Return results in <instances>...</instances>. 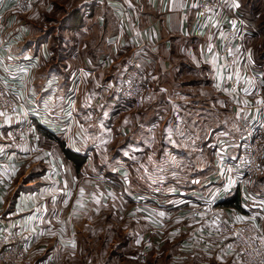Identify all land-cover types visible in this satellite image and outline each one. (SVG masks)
Masks as SVG:
<instances>
[{
    "label": "crops",
    "instance_id": "1",
    "mask_svg": "<svg viewBox=\"0 0 264 264\" xmlns=\"http://www.w3.org/2000/svg\"><path fill=\"white\" fill-rule=\"evenodd\" d=\"M194 2L36 0L26 10L13 12L10 9L13 0H0V79L10 88L13 83L20 88L16 77H7L6 72L12 73L13 66L25 65L26 79L32 76L27 88L32 86L38 90L27 98L16 93L19 111L24 101L31 111V119L35 121V115H41L43 130L38 136L47 142L46 146L39 145L36 129L34 138L28 141H11L13 129L24 119L0 114V129L4 130H0V148H9V159L16 162L15 173L22 170L29 173L36 167L41 168V173L33 176V185L11 202L6 197L7 185L0 180V226L26 231L31 259L37 264L46 263V258L56 253L81 248L77 244L74 217H90L98 211L82 208L87 206L92 193L83 195L74 191L76 187L82 191L79 185L85 181L90 184V181L74 180L70 163L65 165L60 152L51 148L53 142L42 134L49 131L57 135L63 130L64 118L57 113L56 107L68 100L75 104L95 105L97 84L119 78L132 59L138 60L143 75L153 86L143 107L136 110L138 116L133 117L137 119L140 138L138 151L143 153L145 168H153L157 174L161 169L169 170V186L164 183L166 176L162 178L156 174L154 179L158 211L177 213L175 220L170 221L171 225L179 222V218L193 216L195 220L200 216L201 210L192 212L198 203L202 208L212 204L221 208L227 219L264 216V184L252 181L244 185L240 183L238 172L224 170L225 162L239 150L235 145L240 147L242 123L248 117L243 111L248 110L234 104L229 107L233 100L217 49L220 33L236 25L237 18L246 27L239 10L241 5L239 0H228L219 20L203 25ZM54 3L67 10L73 9L75 14L71 18H43L44 12ZM249 36L246 35L245 42ZM55 41L56 44L51 46ZM236 55V69L249 79V89L256 87L262 95L264 78L248 48L245 46V50ZM81 89L84 94H80ZM101 92L104 95L105 91ZM253 96L252 91L248 92V97ZM128 106L124 110L128 114L124 117L127 124L134 110ZM256 113L257 108L251 110L250 118ZM79 120L82 122V118ZM80 128L83 133L77 131L76 142L82 147L92 141L96 130L91 125L87 128L80 124ZM5 134L10 139L6 136L2 143ZM201 135L204 147L199 149L194 141ZM69 149L82 152V148L72 146ZM178 170H184L185 175L177 174ZM65 172L69 176H64ZM258 180H264V176ZM64 189L69 191L65 193ZM142 190L143 199H147L146 190ZM73 193L81 199L78 210L66 208V201L72 199ZM235 193L238 195L236 205L233 202L223 205ZM164 194L172 197L171 202H161ZM192 225L194 222H189L179 229L192 233L195 231ZM202 228L201 233L210 231L214 238L221 240L211 222ZM199 247V254L184 257L186 264L236 263V255L220 241ZM198 256L202 257L199 259ZM59 261L68 264L65 255Z\"/></svg>",
    "mask_w": 264,
    "mask_h": 264
},
{
    "label": "rangeland",
    "instance_id": "2",
    "mask_svg": "<svg viewBox=\"0 0 264 264\" xmlns=\"http://www.w3.org/2000/svg\"><path fill=\"white\" fill-rule=\"evenodd\" d=\"M239 3L241 5L240 13L246 21L247 35H250L246 39L245 46L252 55L251 58L260 68V73L264 78V0H239ZM10 9L13 12L19 10L14 2ZM18 13L28 14L27 12ZM74 14L73 9L67 10V8L54 3L50 10L44 12L43 18H71ZM55 44L56 41L52 42L51 46ZM5 67L8 68L7 65ZM11 71L12 73L6 72L7 77H16L15 81L20 82V88H16L14 83L11 84L12 88L9 89L13 94L19 93L22 98H27L32 92L35 93L38 90L33 89L32 86L27 88L32 76L29 80L26 79L27 70L24 64L13 66ZM113 81L97 84L95 105L75 104L68 100L66 104H61L59 108L56 107L57 113L64 118L63 130L59 131L57 135L49 131H46L45 134L41 133L53 142L51 148L59 151L61 155L60 144H63L65 148L67 146L69 148L72 146L82 148V152L79 154L85 156V162L80 169L75 170L74 166L63 158L65 165L70 163L72 170L68 169L71 170L70 174L74 180L90 181V184L85 181L81 186L79 185L82 191L77 187L74 191V193L76 191L82 192L83 195L92 193V198L86 202L87 206H82V208L98 210L96 214H92L90 217L87 215L80 218L74 217L73 223L76 225V230H78L76 232L77 244L81 248L67 250L64 254H62L63 252L56 253L51 258H46L48 261L44 264H61L59 258L62 261L63 255L68 259V264H89L91 262H93L92 264H186L187 260L184 257L188 254L191 256L199 254V246L222 241L214 238V234L210 231L201 233L202 227L210 222L209 212L207 209L202 208L201 203H198L197 210L192 211L196 213L201 210V215L195 220L193 216L179 218V222L173 225L170 224V221L175 220L173 218L177 217V213L172 214V212L165 211L161 213L158 211L159 209L156 208L157 201L154 197V179L157 176H162V178L166 176L164 183L169 186L170 180L167 179L169 170L161 169V172L157 174V170L144 167L143 153L138 151L137 148L140 139L138 137L137 119L133 118L138 116L139 112L137 111L139 110H133L130 113L132 116L129 115L131 117L130 123H125L124 117L128 116L124 111L127 109V103L110 98L103 89L104 85L108 86ZM101 90L105 91L104 95ZM261 90V99L264 100V84ZM80 94H84V89L80 90ZM20 106L22 110L18 118H31V111L26 103L23 101ZM111 111H114V113ZM80 114L84 117L79 116ZM6 116L10 118L8 115ZM79 118H82V122ZM32 121L38 136V133L40 134V131L43 130L41 115L37 113L35 121L33 119ZM24 123L25 121L18 126L23 127ZM80 124L87 128L91 125L96 130V136H92V141L82 147L78 146L76 142L78 139L77 131L83 133ZM0 130L4 131L3 129ZM48 132L51 136L48 135ZM6 136L5 134V137L2 138V143L8 137ZM241 136L243 137V134ZM38 138L41 147L47 145L43 138L39 136ZM8 139L10 138L8 137ZM14 139L10 140H20L17 137H14ZM194 142L197 143L199 149L204 147L201 143L202 135L199 139L196 138ZM25 147L27 148L26 145ZM235 148H239V146L235 145ZM8 153L9 148L6 146L0 148V163H3L11 174V181L6 183V197L11 202L20 193L26 192L28 187L33 185V176L36 173H41V168L36 167L29 173H25L23 170L15 173L16 168L14 165L16 162L9 159ZM166 155L169 156L170 153H166ZM64 171H66L65 167ZM180 173L183 176L185 175L184 170L177 171V174ZM64 176H69V174L65 172ZM263 176L264 162L262 163L260 175L253 180V183L264 184V180H258L262 179ZM0 180H3L1 174ZM27 180H30V182H26ZM143 188L146 190L144 195L147 199H143ZM68 191V189H64L65 193ZM74 193L71 195L72 199L66 201L67 209L78 210L79 208L78 200L81 199H77ZM169 199H172V197L164 194L161 202L165 200L171 202ZM173 204L177 203L173 202ZM253 219H256L255 222L260 227L264 238V216ZM189 222H194L192 226L195 231L192 230V233H188L179 229V227H184ZM204 249L210 251L207 247ZM31 253L30 250L26 264H37L34 259H31ZM231 253L237 257L238 261L235 260V264H242L239 256L235 252ZM202 254H204V251ZM204 255L206 256V254ZM201 257L198 256L199 259Z\"/></svg>",
    "mask_w": 264,
    "mask_h": 264
},
{
    "label": "built area",
    "instance_id": "3",
    "mask_svg": "<svg viewBox=\"0 0 264 264\" xmlns=\"http://www.w3.org/2000/svg\"><path fill=\"white\" fill-rule=\"evenodd\" d=\"M36 0H13L21 11L31 7ZM228 0H195L196 10L202 24H210L219 20L221 11ZM238 23L224 29L219 36L217 57L225 67L227 88L233 102L229 107L237 105L248 111L243 121V137L236 155L227 160L224 170H234L240 174V183L247 185L255 180L262 171L264 159V104L258 88L248 87V78L236 69V54L245 50L247 30L245 23L237 18ZM250 66H248L249 68ZM5 81L0 79V114L19 116V101L9 89ZM110 98L127 103L132 109L143 107L150 97L153 86L143 75L137 59H132L122 75L108 86L103 87ZM253 92V98L248 92ZM258 109L254 118H250L251 110ZM25 125L13 129V136L30 140L35 136V127L31 118H24ZM2 182L11 181V174L3 163H0ZM209 212L214 232L221 238L224 247L235 252L242 264H264V238L260 227L253 217L243 216L234 219L223 217L222 209L213 204L204 208ZM30 251L26 231L18 227L0 226V264H26Z\"/></svg>",
    "mask_w": 264,
    "mask_h": 264
},
{
    "label": "trees",
    "instance_id": "4",
    "mask_svg": "<svg viewBox=\"0 0 264 264\" xmlns=\"http://www.w3.org/2000/svg\"><path fill=\"white\" fill-rule=\"evenodd\" d=\"M48 135L51 136L50 133ZM60 147H61V152H62L63 157L66 160H68L74 166L75 170L80 169V167L85 162V156L82 155V154L76 153V152H74V151H72V150H70L68 148H65L63 144H60ZM237 196H238L237 193H235L232 198H229L228 200L223 202V205L226 204V203H232V202H233L234 205H236Z\"/></svg>",
    "mask_w": 264,
    "mask_h": 264
}]
</instances>
